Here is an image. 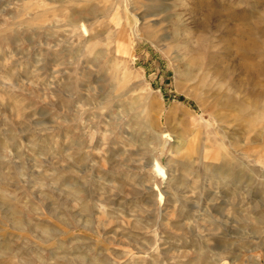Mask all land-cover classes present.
Wrapping results in <instances>:
<instances>
[{"label": "rangeland", "instance_id": "rangeland-1", "mask_svg": "<svg viewBox=\"0 0 264 264\" xmlns=\"http://www.w3.org/2000/svg\"><path fill=\"white\" fill-rule=\"evenodd\" d=\"M0 264H264V0H0Z\"/></svg>", "mask_w": 264, "mask_h": 264}, {"label": "bare ground", "instance_id": "bare-ground-1", "mask_svg": "<svg viewBox=\"0 0 264 264\" xmlns=\"http://www.w3.org/2000/svg\"><path fill=\"white\" fill-rule=\"evenodd\" d=\"M134 25V24H133ZM238 45H239V47L240 48H242V49H244V50H246L247 48H248V46L246 45V44H241V43H238ZM200 59V58H199ZM198 59L196 58V59H194V61L196 62ZM194 64V63H193ZM188 68V67H187ZM244 70H245V72L246 73H249V74H253L254 73V71H256L255 70V68H254V66H252V65H244ZM187 71V70H186ZM189 74V73H188ZM187 74V75H188ZM191 74V73H190ZM203 86V85H202ZM240 104H242V103H240ZM244 104V103H243ZM155 169L158 171L159 169H158V166L156 165L155 166ZM159 172V171H158Z\"/></svg>", "mask_w": 264, "mask_h": 264}]
</instances>
